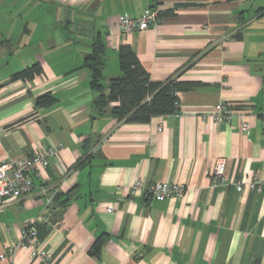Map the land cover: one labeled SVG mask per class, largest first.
I'll list each match as a JSON object with an SVG mask.
<instances>
[{
    "label": "crops",
    "instance_id": "0c3cea01",
    "mask_svg": "<svg viewBox=\"0 0 264 264\" xmlns=\"http://www.w3.org/2000/svg\"><path fill=\"white\" fill-rule=\"evenodd\" d=\"M148 8L174 15L120 32V17ZM98 36L106 82L122 74L118 49L130 45L152 80L179 75L195 89L178 94L177 113L147 124L100 115L83 67ZM36 64L41 74L12 80ZM45 94L54 101L36 107ZM222 104L229 117L217 122ZM51 146L60 153L34 177L33 194L0 213L3 263L44 264L27 249L11 253L41 216L40 246L53 264H264V190L234 185L264 182V0H0V163ZM219 160L228 184L213 189ZM138 180L185 191L132 197Z\"/></svg>",
    "mask_w": 264,
    "mask_h": 264
},
{
    "label": "trees",
    "instance_id": "16d2710c",
    "mask_svg": "<svg viewBox=\"0 0 264 264\" xmlns=\"http://www.w3.org/2000/svg\"><path fill=\"white\" fill-rule=\"evenodd\" d=\"M184 6L187 4L177 5ZM164 15L173 16L174 11H167L164 14L158 12L159 18ZM105 51L104 42L99 36L96 37L91 52L85 56L83 67L91 71L90 86L99 93L94 102L99 114L109 112L120 123L147 124L153 117L173 115L179 111L178 94L196 87L193 82L180 81L179 75L166 81L152 80L130 45H121L118 49L122 74L106 82ZM41 73V66L36 64L16 73L12 80H32ZM53 101L54 98L45 94L37 98L35 105L48 106ZM112 103L116 105L111 106ZM100 246L101 239L96 242L90 254H98Z\"/></svg>",
    "mask_w": 264,
    "mask_h": 264
},
{
    "label": "built area",
    "instance_id": "2783aa9c",
    "mask_svg": "<svg viewBox=\"0 0 264 264\" xmlns=\"http://www.w3.org/2000/svg\"><path fill=\"white\" fill-rule=\"evenodd\" d=\"M158 21V11L155 8H148L139 17L130 15L120 17L118 26L123 35H129L155 27ZM212 115L217 122L225 121L229 117L224 104L216 106ZM249 127V124L244 122L241 127L242 132H247ZM162 130L163 128H159V132H162ZM60 150V147L54 146L37 149L28 158L16 162L3 161L0 163V213L22 197L33 194L35 189L34 177H40L41 173L48 169L50 160L58 158ZM210 179L211 188L213 189L228 184L225 160H219L216 163L210 174ZM234 185L239 192L264 190V182L258 178H254L248 183L238 181ZM139 191H143L147 197H152L157 201H166L181 197L184 194L185 185L169 182H154L146 185L145 181L138 180L132 185L130 195L133 197ZM43 192H46L45 189H43ZM51 201L52 198H48V203ZM108 212L112 213L113 209H108ZM41 220H43V217L39 216L34 222L26 226L21 241L14 245L11 253L19 248H24L29 251L33 259H40L44 264H53L50 253L41 248L38 239L37 223ZM0 259V264H5L3 263L5 256L1 255Z\"/></svg>",
    "mask_w": 264,
    "mask_h": 264
},
{
    "label": "rangeland",
    "instance_id": "374dc122",
    "mask_svg": "<svg viewBox=\"0 0 264 264\" xmlns=\"http://www.w3.org/2000/svg\"><path fill=\"white\" fill-rule=\"evenodd\" d=\"M85 26V25H84ZM72 29L71 28H68L67 30H64V33H69ZM59 32V35L61 36V32L60 30L58 31Z\"/></svg>",
    "mask_w": 264,
    "mask_h": 264
}]
</instances>
